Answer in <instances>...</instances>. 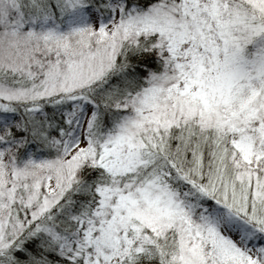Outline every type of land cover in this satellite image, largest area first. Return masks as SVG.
<instances>
[{"label": "snow or ice", "instance_id": "obj_1", "mask_svg": "<svg viewBox=\"0 0 264 264\" xmlns=\"http://www.w3.org/2000/svg\"><path fill=\"white\" fill-rule=\"evenodd\" d=\"M0 264H264V0H0Z\"/></svg>", "mask_w": 264, "mask_h": 264}]
</instances>
